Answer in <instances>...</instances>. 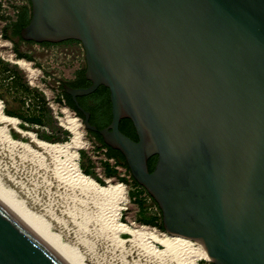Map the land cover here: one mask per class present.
I'll return each mask as SVG.
<instances>
[{"label": "water", "instance_id": "water-1", "mask_svg": "<svg viewBox=\"0 0 264 264\" xmlns=\"http://www.w3.org/2000/svg\"><path fill=\"white\" fill-rule=\"evenodd\" d=\"M21 38L79 41L111 124L90 123L213 264H264V0H30ZM133 123L138 141L120 129ZM157 156L153 172L149 161ZM0 264H67L0 202Z\"/></svg>", "mask_w": 264, "mask_h": 264}, {"label": "rangeland", "instance_id": "rangeland-1", "mask_svg": "<svg viewBox=\"0 0 264 264\" xmlns=\"http://www.w3.org/2000/svg\"><path fill=\"white\" fill-rule=\"evenodd\" d=\"M24 9L28 10L30 17L32 5L29 0H0V101L3 103L4 113L18 119L19 130L33 133L39 140L46 142L49 141L40 135L58 136L61 134L60 128L70 133L69 140L66 141L70 142L73 134L69 129V122L78 118L82 123L81 142L84 144L78 151L81 171L101 186L119 183L125 185L129 201L122 205L121 222L135 228L147 227L150 230L156 229L159 233H168L161 227L163 217L158 204L145 189L134 183L125 166L111 160L107 149L94 140V136L84 126V119L63 97L60 80L70 79L83 66V46L76 43L74 53L68 52L66 55L64 47L62 49L57 45L11 40L7 37L9 28ZM19 61L30 64L36 75L32 76L23 69ZM8 110L33 121H23L8 114ZM9 133L15 140L30 143V138L23 137L17 129L11 128ZM108 170L116 173L108 175ZM27 173V170H17L0 159V184L18 199L26 198L32 188L26 180L31 178ZM53 193L55 192H33L25 204L65 247L75 252L83 264H137V255L125 258L119 240L109 232L102 231L96 221L88 220L76 211V219L69 214L68 209L72 208L65 204L64 196H71L70 193ZM146 218L153 219L155 224L144 223L143 219ZM132 238L130 234H123L121 239L131 241ZM128 246L129 243L125 244L126 248ZM159 247L163 248L161 245ZM198 264L213 262L202 259Z\"/></svg>", "mask_w": 264, "mask_h": 264}, {"label": "bare ground", "instance_id": "bare-ground-1", "mask_svg": "<svg viewBox=\"0 0 264 264\" xmlns=\"http://www.w3.org/2000/svg\"><path fill=\"white\" fill-rule=\"evenodd\" d=\"M19 64L32 76L36 75L27 62L19 61ZM3 109L0 101V159L17 170H27L31 178L26 180L32 188L26 198L18 199L0 184V202L67 264L83 262L26 206L25 202L33 192L70 193L71 196H64L65 204L72 208L68 209L69 214L75 218L76 211L88 220L96 221L102 231L109 232L119 240L125 258L137 255V264H198L202 259L210 260L199 242L179 235L159 233L147 227L135 228L121 222L122 205L129 201L125 185L101 186L81 171L78 151L84 144L81 142L82 123L78 118H70L69 129L73 134L70 142L49 143L39 140L33 133L19 130L18 119L6 115ZM11 128L17 129L23 137L30 138V143L15 140L9 133ZM123 234H130L132 240H122ZM127 243L129 246L126 248Z\"/></svg>", "mask_w": 264, "mask_h": 264}, {"label": "flooded vegetation", "instance_id": "flooded-vegetation-1", "mask_svg": "<svg viewBox=\"0 0 264 264\" xmlns=\"http://www.w3.org/2000/svg\"><path fill=\"white\" fill-rule=\"evenodd\" d=\"M30 1V0H29ZM22 11L19 12V15L17 16L16 22L17 23L21 17ZM25 17V14L24 16ZM22 17V18H23ZM18 31L17 27H14L10 31V35L12 36V39L14 41L20 40L19 36H17L16 32ZM78 43L79 45L81 44L79 41L76 40H68L64 41L58 44H51V43H46L48 45H57L59 47H64V50H66V55L68 52L74 53V48L75 44ZM82 45V44H81ZM86 71H87V62L85 58V62L83 66L81 65L78 70L72 75V77L68 80H60V87L63 92H65L68 100L71 102L72 105L75 106L76 112L78 114H81L82 118L85 119V114L80 110L79 107H82L85 111L90 113V123L99 129H104L108 127L111 124L112 121V104H111V99H110V90L105 87V86H100L93 94L87 95V96H81L77 98L78 104L74 101L73 97L67 93L65 86H69L74 89H82V88H89L92 85V82L87 78L86 76ZM129 119H124L121 121L120 124V129L122 131V126L124 124V121H127ZM131 122V120H129ZM127 124V123H126ZM131 126H128L129 129H125L127 133L128 131H133L131 132V135L127 134L130 138H132L135 141H138V136L135 131V128L133 126V123L131 122ZM92 132V131H91ZM92 135L94 134V140L97 142L99 138L103 137L98 133V132H92ZM104 141V140H103ZM114 153H121L118 150H115L111 148ZM108 151V149H107ZM122 154V153H121ZM157 156L153 157L150 159V161H156L157 162ZM149 161V162H150Z\"/></svg>", "mask_w": 264, "mask_h": 264}, {"label": "trees", "instance_id": "trees-1", "mask_svg": "<svg viewBox=\"0 0 264 264\" xmlns=\"http://www.w3.org/2000/svg\"><path fill=\"white\" fill-rule=\"evenodd\" d=\"M31 3V2H30ZM24 14H25V17H23L24 16ZM20 17H21V19L17 22V23H14L9 29H10V31L14 28V27H17L18 28V31L16 32V34H17V36H19V38H20V40L22 41V42H26V41H24L22 38H21V30L25 27V26H27L28 24H29V22H30V20H31V18H32V15L29 17V14H28V10H22V12H21V14H20ZM23 17V18H22ZM7 37L8 38H10L11 40H13L12 39V36L10 35V33L7 35ZM44 45H48V44H46V43H43ZM19 56H21L20 54H19ZM63 97H65V99H66V101L68 102V104L70 105V106H72L73 107V109L74 110H76V108H75V106L74 105H72L71 104V102L68 100V98H67V96H66V94H65V92H63ZM7 113L8 114H10V115H12V116H16V117H18V118H20V119H22L23 121H33L32 119H27L26 117H24V116H22V115H20V114H18L17 112H15V111H10V110H8L7 111ZM80 116H82L81 114H79ZM83 117V116H82ZM39 123H41V122H39ZM127 123V124H126ZM132 124H131V122L129 121V120H127V121H124V124H123V126H122V132L124 133V134H129V135H131V132H133V131H128L129 133H127V131L125 130V129H129V127L128 126H130V127H132L131 126ZM60 131H61V134L60 135H58V136H49V135H46V136H42V135H40L41 136V138H43V139H45V140H47V141H49V142H51V143H64V142H66V141H68L69 140V137H70V133L68 132V131H66V130H62L61 128H60ZM91 132V131H90ZM92 133V132H91ZM93 136H95L94 134H93ZM128 136V135H127ZM132 136V135H131ZM97 143L98 144H100L102 147H104V148H106V149H108V151H107V154H108V156L109 157H111V158H113V159H115L116 160V162H117V164H120V165H123V166H125L126 167V170H128V172H129V175L131 176V178L133 179V181H134V183L138 186V187H141V188H143L141 185H139L138 184V182L134 179V177L132 176V174H131V172H130V169H129V167H128V164H127V162H126V159H125V157H124V155L123 154H121V153H114V151L111 149V147H109L104 141H103V139L102 138H99V140H97ZM155 165H156V161H150L149 162V168H150V171L151 172H153L154 171V169H155ZM116 172L114 171V170H108V172H107V174L108 175H114ZM144 189V188H143ZM155 201V200H154ZM163 217V216H162ZM143 221H144V223H146V224H155V221L153 220V219H150V218H146V219H143ZM162 221H163V218H162ZM161 227L164 229V227H163V223L161 224Z\"/></svg>", "mask_w": 264, "mask_h": 264}, {"label": "built area", "instance_id": "built-area-1", "mask_svg": "<svg viewBox=\"0 0 264 264\" xmlns=\"http://www.w3.org/2000/svg\"><path fill=\"white\" fill-rule=\"evenodd\" d=\"M111 160L114 161V163H117L115 159L112 158ZM116 167L120 168L119 166H116ZM129 177H131V176H129Z\"/></svg>", "mask_w": 264, "mask_h": 264}]
</instances>
